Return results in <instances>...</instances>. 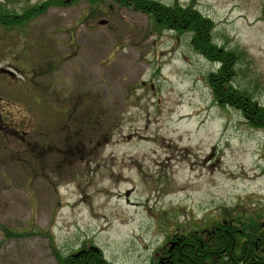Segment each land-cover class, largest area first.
Masks as SVG:
<instances>
[{
	"label": "rangeland",
	"instance_id": "rangeland-1",
	"mask_svg": "<svg viewBox=\"0 0 264 264\" xmlns=\"http://www.w3.org/2000/svg\"><path fill=\"white\" fill-rule=\"evenodd\" d=\"M157 1L212 20L264 106V0ZM0 19V106L21 131L0 133V264L85 246L152 264L174 232L264 219V128L216 100L219 64L186 33L115 0H0ZM242 172L262 179L228 180Z\"/></svg>",
	"mask_w": 264,
	"mask_h": 264
},
{
	"label": "trees",
	"instance_id": "trees-1",
	"mask_svg": "<svg viewBox=\"0 0 264 264\" xmlns=\"http://www.w3.org/2000/svg\"><path fill=\"white\" fill-rule=\"evenodd\" d=\"M87 1L92 4L102 2V0ZM115 1L152 14L159 26L173 29L177 33H186L189 37V45L196 53L219 64L217 70L207 74V81L216 100L221 105H230L240 109L252 126L264 128V106L256 102L246 90L238 88L234 83L237 64L240 61L239 53L235 49L220 46L215 41L212 20L191 5L180 3L166 5L157 0ZM35 11L30 12L25 18H30L35 14ZM87 121L89 129H96L95 118ZM99 125L101 124L99 123ZM109 130L110 128L107 132L112 133ZM263 221L257 220L252 215L245 217L241 226L242 233L232 226L218 230L219 234L216 238L208 233L190 234L185 238L186 242L181 241L180 245L176 247L171 260L163 264H264ZM192 228L191 231L196 229ZM59 264L113 263L104 257L101 250L94 251L87 248L86 252H82L78 256H74L72 253L62 257L59 255ZM152 264H162L159 256L152 261Z\"/></svg>",
	"mask_w": 264,
	"mask_h": 264
},
{
	"label": "flooded vegetation",
	"instance_id": "flooded-vegetation-1",
	"mask_svg": "<svg viewBox=\"0 0 264 264\" xmlns=\"http://www.w3.org/2000/svg\"><path fill=\"white\" fill-rule=\"evenodd\" d=\"M4 109L0 106V133H2L3 131L6 133H21V131H19V129L15 126L12 125L11 123L7 122V120L4 119L5 114L3 113ZM22 133H29L28 130L24 129ZM245 215H239V213H236L234 215H232L231 213L229 214V221L225 220V223H227L230 227L234 226L236 227L235 229H237L238 231H240L241 233L243 232V228L242 223L245 221ZM264 220V219H263ZM264 224V221H263ZM191 227L188 228H184V230H181L183 232L178 233V232H174L172 233L171 237L169 238V241H167L166 246H164V248H162L160 251H157L156 256H159L161 263H165L166 261H170L171 260V256L174 252V250L176 249V247L178 245H180L181 241L182 242H186L185 238L188 237V235L190 234H205L208 233L211 236H214L215 238L217 237L218 230H221V228H210V227H194L196 229H193V231H191ZM226 229V228H224ZM264 232V231H263ZM224 234V233H223ZM174 243L173 246L171 247V243ZM170 246V247H169Z\"/></svg>",
	"mask_w": 264,
	"mask_h": 264
},
{
	"label": "bare ground",
	"instance_id": "bare-ground-1",
	"mask_svg": "<svg viewBox=\"0 0 264 264\" xmlns=\"http://www.w3.org/2000/svg\"><path fill=\"white\" fill-rule=\"evenodd\" d=\"M252 168H253V166L250 165L249 169L251 170ZM242 173H243V177H237V179H234L236 177V175H229L230 178H228V180H230V181L231 180H233V181L238 180L240 182H253L255 180H261L262 179L261 174L255 173L254 175L249 176L246 172H242ZM182 189H183L182 190L183 192L187 191L186 187H182Z\"/></svg>",
	"mask_w": 264,
	"mask_h": 264
},
{
	"label": "water",
	"instance_id": "water-1",
	"mask_svg": "<svg viewBox=\"0 0 264 264\" xmlns=\"http://www.w3.org/2000/svg\"><path fill=\"white\" fill-rule=\"evenodd\" d=\"M100 23L104 24V23H106V20H101ZM173 244H174V243H173ZM173 244H172V246H173ZM90 249H93V250L97 251L99 248L96 247V246H91ZM81 252H82V251H79L78 253H76V255H78V254L81 253Z\"/></svg>",
	"mask_w": 264,
	"mask_h": 264
}]
</instances>
